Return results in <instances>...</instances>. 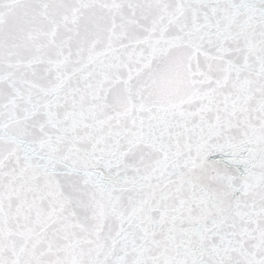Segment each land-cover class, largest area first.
I'll return each instance as SVG.
<instances>
[{
    "label": "snow or ice",
    "instance_id": "1",
    "mask_svg": "<svg viewBox=\"0 0 264 264\" xmlns=\"http://www.w3.org/2000/svg\"><path fill=\"white\" fill-rule=\"evenodd\" d=\"M0 264H264V0H0Z\"/></svg>",
    "mask_w": 264,
    "mask_h": 264
}]
</instances>
